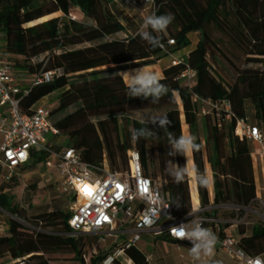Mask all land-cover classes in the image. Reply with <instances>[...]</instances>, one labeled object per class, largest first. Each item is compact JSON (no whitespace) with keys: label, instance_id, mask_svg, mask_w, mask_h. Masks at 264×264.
Returning a JSON list of instances; mask_svg holds the SVG:
<instances>
[{"label":"trees","instance_id":"trees-1","mask_svg":"<svg viewBox=\"0 0 264 264\" xmlns=\"http://www.w3.org/2000/svg\"><path fill=\"white\" fill-rule=\"evenodd\" d=\"M115 1L0 0V34L14 67L28 76L56 69H64L66 73L50 84L34 87L22 99L21 112L30 113L44 97L62 92L57 97L58 107L51 111L52 118L71 107L76 109L52 121L61 135L66 136L64 146L56 151L64 147L80 151L83 163L92 167H102L107 154L110 168L124 171L129 165L128 151L137 150L144 175L152 180L162 179L160 184L153 182L160 186L179 220L192 212L188 174L176 183L166 173L169 147L163 129L148 124L160 137L132 140V130L142 127V121L132 119L129 114L144 111L167 114L171 121L168 130L177 136L184 132V119L201 144L199 151L190 153L189 161L193 171L195 167L193 197L198 203V190L203 214L211 217L217 212L213 208L224 205L250 206L256 199L251 151L248 140L235 135V128L238 120H247L250 104L256 126L264 132V69L244 67L246 64L264 67V0H153L155 14L171 13L175 17L160 34L166 52L160 46L152 48L138 33L116 38L125 32V27L111 9ZM72 9L78 10L86 22L69 18ZM55 14L62 16L50 20L47 17ZM191 34L197 36L195 49L181 63L163 70L162 83L168 86L167 95L158 104L142 97L129 98L118 72L156 65L190 47ZM170 40L175 44L168 46ZM42 56L46 58L31 66L33 59ZM187 65L196 72L192 87L181 79ZM195 97L229 104L231 118L227 120L224 111L219 116L213 111L202 114L203 106ZM47 157L44 150L34 152L27 166H42ZM169 159L180 166L187 163L180 155ZM207 164L213 178L212 200L208 185L203 186L195 179L197 173L207 174ZM18 185L15 177L12 183L0 187V209L17 218L9 219L8 235L0 238L1 255L28 258L27 264L35 261V264H55L45 257L57 254L73 255L61 264H102L108 259L110 254L84 258L87 246L83 243L84 236L73 237L68 223L71 212L28 216L29 208H21L9 191ZM5 190L8 192L4 193ZM45 227L52 229L50 233ZM247 243V239H242L238 246L244 249ZM125 254L133 264H149L146 255L135 246L126 248ZM110 264L120 262L114 259Z\"/></svg>","mask_w":264,"mask_h":264},{"label":"built area","instance_id":"built-area-1","mask_svg":"<svg viewBox=\"0 0 264 264\" xmlns=\"http://www.w3.org/2000/svg\"><path fill=\"white\" fill-rule=\"evenodd\" d=\"M141 1L153 6V0ZM174 44L173 40L168 42V46ZM160 47L166 52L165 45L161 44ZM182 61L174 60L173 64L177 65ZM65 75L64 69L25 75L14 67L5 44L0 45V174L3 181L7 184L12 183L15 177H19L20 171L30 163L32 154L44 150L48 157L43 166L47 170H55L64 189L70 190L74 197L68 222L73 236L98 234L104 231H108L110 236L119 225L132 223L136 230L135 236L115 252L116 257H126L125 249L135 246L143 232H151L155 236L165 235L174 241L191 244L188 240L175 239L170 233V228L191 220L205 226L213 220L203 216L196 217L194 213L183 220L175 218L171 204L163 196L160 186L144 175L137 150L128 151L129 165L124 171L108 170L105 165L106 159L102 167H92L83 163L80 151L64 148L57 152L53 149V142L47 137L51 134L57 139L61 133L52 122L50 110L38 106L32 108L30 113L21 112L22 99L34 87L50 84ZM181 79L192 87L196 81V72L187 65ZM194 100L202 104V114L213 111L219 116L218 114L224 111L228 114L226 119L231 118L229 104H215L211 100L198 97ZM235 135L240 140L246 139L257 143L260 156L264 158V132L258 126L250 125L247 120H238ZM86 186L90 187V195L84 190ZM152 207H158L161 212L155 223L148 226L144 219ZM121 213L123 218L119 220ZM10 218L17 220L16 217L10 216L8 219ZM8 232L9 226L0 223V238L7 236ZM220 246L227 254L236 257L241 264H249L256 258L248 256L231 238L221 240ZM27 259H13L10 255L0 254V264H27ZM108 260L112 262L114 258L109 256Z\"/></svg>","mask_w":264,"mask_h":264},{"label":"crops","instance_id":"crops-1","mask_svg":"<svg viewBox=\"0 0 264 264\" xmlns=\"http://www.w3.org/2000/svg\"><path fill=\"white\" fill-rule=\"evenodd\" d=\"M120 1H126V2L132 3L133 5H137V6L147 5L146 3H143L141 0H136V2L132 0H116L112 4L111 9L113 13L115 14V16L122 23L123 26L124 24L122 20L119 18V16L115 12V9L119 6L118 3ZM138 32L131 33L125 27V32L118 34L116 38L124 39L128 35H135ZM122 34H125V35L121 37L120 35ZM192 36L196 38L195 42L192 41L191 39ZM189 38L191 41L190 47L180 52H177L173 55L168 56L167 58L159 61L156 65L149 66L146 68L150 70H154L155 72L163 76V70L166 67L172 65L174 60H185L188 57L189 53L195 49L197 42H198L197 36L195 34H191L189 35ZM1 44H5V41L3 39V36L0 34V45ZM249 105L247 107L248 122L250 120L248 118ZM253 114H254V111H253ZM248 143L250 146L251 158L253 162L255 186H256V199L253 201V203L250 206L246 208H240V207L231 206V205H224V206L213 208L217 210V212L213 214L211 217H208L212 219L213 222L206 224L204 227L211 228L212 231L218 237V241L214 249V254L211 257L202 258V261H194L189 254V248L192 247L191 244H188L186 242H177V241L174 243H170L168 241H165L166 239H170L169 237L165 235L155 236L151 232H143L141 234V239L135 244V247H137L141 252H143L146 255L149 264H241L236 257L229 255L225 251L222 250L220 246V241L225 238H231L235 240L237 243L241 241L242 239H247L248 243L245 245L243 249L245 253L250 257L259 256L262 260H264V158L260 156L259 146L257 143L253 141H248ZM192 159H193V156H192ZM186 160L188 161V154H187ZM42 167L44 166L42 165ZM24 168H23L24 170L22 169L20 172L18 181L20 180V177L22 175L26 173H30L36 167L29 168V166H25ZM206 170H207V176L210 178V183L208 184V191H209L210 199L212 200L213 195H214L213 178H212V173H211V170L208 164L206 165ZM47 171L51 172L52 170H47ZM194 171H195V167H194ZM3 184L7 185V183L3 181L0 187ZM19 188L20 186L18 185L17 187L10 189L9 191L11 192V194L14 195L13 191ZM6 192L8 191L5 190L4 193ZM0 194H1V189H0ZM196 194H197L198 203L196 202V200L191 194V200H192V212L191 213H194L196 217H202V216L206 217L203 214L204 210L201 208L198 190ZM15 201H16V198H15ZM20 207L25 209V207L23 206H20ZM35 215L37 214H30L28 212V216H35ZM5 225L9 226V219H8V222L5 223ZM135 233H136L135 226L132 223H127L124 226L119 225L117 230L112 235H110V237L113 238V243L115 244L114 250L117 251L119 248L129 243L134 238ZM98 235L100 236V239L98 240V242H106L108 239L107 237L109 236L108 231L98 233ZM255 235H257L256 238H254ZM101 239H104V241H101ZM146 243H147V246L152 245L151 243L154 244L155 248H157L159 251V254H160L159 257L156 258L155 256L147 255L144 251L140 249L139 247L140 244H146ZM164 245L170 246L172 250H170V252L167 253ZM106 251H107L106 254L113 252L112 247L110 251L108 250ZM94 254L96 253L94 252Z\"/></svg>","mask_w":264,"mask_h":264},{"label":"rangeland","instance_id":"rangeland-1","mask_svg":"<svg viewBox=\"0 0 264 264\" xmlns=\"http://www.w3.org/2000/svg\"><path fill=\"white\" fill-rule=\"evenodd\" d=\"M119 6L115 9V12L119 16V18L122 20L124 26L128 31L131 33L138 32L141 29V25L143 22V18L146 17L147 15L153 14L154 13V8L150 4L147 5H133L132 3L126 2V1H120ZM62 14H55L51 16H47L50 19L61 17ZM76 18L75 20L80 21V22H86L85 18L83 15L76 9H72L69 18ZM48 21V20H47ZM46 22V21H45ZM44 23V22H41ZM41 23H36L41 24ZM29 27V26H28ZM125 34L120 35L123 37ZM192 41H196V38L192 36ZM46 57L42 56L40 58L33 59L30 64L31 66H35L42 62ZM245 68H258V69H264V67L258 66V65H252V64H246L244 66ZM184 84H187L184 82ZM62 92H56L51 95H48L41 99L35 107L38 106H44L46 109L53 111L58 107V96L61 95ZM76 107H71L69 110H67L65 113H60L59 116L53 117L52 121L58 120L60 117H62L65 114L72 113L75 111ZM157 113L151 112V111H144V112H134L129 114V116L138 121H142L146 117H151L155 116ZM248 118L249 124L250 125H256V122L254 120V114H253V107L252 105H249L248 109ZM183 122V131L184 133H188L189 127L186 126L184 119L182 120ZM47 139L49 141L54 140L55 138L50 134L48 135ZM66 141V136L61 135L59 138H57L53 142V149L59 148L61 146H64V143ZM65 148V147H64ZM63 148V149H64ZM62 149V150H63ZM189 155L188 153V161L186 163L187 170H188V179L191 181L190 182V189H191V194L193 196V186H194V171H193V164L192 162L189 161ZM104 159H106L105 165L108 170L113 171L110 168L109 161L107 158V154L105 155ZM118 172L122 171V169L116 170ZM157 184H160L162 182L161 178L158 179H153ZM3 182V176L0 174V185ZM19 186L20 188L17 190H14V195L16 198V203L19 204L20 206L27 207L29 206V213L30 214H40V213H46V212H54V211H68L71 212V208L74 204V197L71 193L70 190H65L62 181L60 180L59 175L52 170L51 172H48L44 167L38 166L34 168L30 173H26L20 177L19 180ZM9 214L5 211H0V223L5 224L8 222ZM123 218V214L121 213L119 216V220ZM23 221V220H22ZM24 223H27L26 221H23ZM46 232H49L52 230L49 227L44 228ZM79 236H84L83 243L85 244L84 246H87L86 251H85V256L86 260H89L91 257V254L96 253L95 255H105L107 253L106 250L110 251L112 247L111 253H109L114 259L118 260L120 264H133L132 262L129 261L127 257H116L114 250V243H113V238L108 236L106 242H98L100 239V236L98 234H91V235H77L73 236L75 238H78ZM152 245L147 246L146 244H140V249L144 251L147 255H152L155 256L156 258L159 257V251L157 248H155L154 244L151 243ZM165 250L167 253L172 250L170 246L164 245ZM118 249V248H117ZM106 251V252H105ZM73 255L69 254H57V255H46V259L52 260L55 262V264H61L64 262H67L66 259L72 258ZM110 264V260H106L102 264ZM33 262V264H35ZM74 264H79V263H74Z\"/></svg>","mask_w":264,"mask_h":264},{"label":"clouds","instance_id":"clouds-1","mask_svg":"<svg viewBox=\"0 0 264 264\" xmlns=\"http://www.w3.org/2000/svg\"><path fill=\"white\" fill-rule=\"evenodd\" d=\"M174 19L175 17L171 13L147 15L143 18L138 35L152 48L159 47L161 46L160 34L167 30ZM118 73L125 82L129 98L142 97L150 99L152 104H158L168 93V86L162 83L165 78L154 70L139 67ZM120 116L121 113L116 118L119 119ZM148 124L158 126L163 129V132H167L169 150L166 153L168 160L166 161L165 171L176 183L182 182L188 174L186 164L180 166L178 163H174L172 159H169V157L174 158L180 155L186 158L188 153L199 151L201 144L197 143V137L190 132H182L179 136L175 135L174 132H170L168 127L171 121L167 114H163L146 117L142 122V127L132 130L131 138L133 141L138 142L141 139H158L160 137L156 131L148 127ZM195 179L203 186H207L210 183V178L207 174L197 173ZM160 212L161 209L158 207L150 208L145 216L144 223L148 226L154 224ZM170 233L175 239L191 242L192 247L189 248V254L194 261H202V258L211 257L214 254L218 237L211 228L204 227L200 222L191 220L188 223H182L178 227L170 228ZM249 264H264V260L258 256L251 260Z\"/></svg>","mask_w":264,"mask_h":264},{"label":"snow or ice","instance_id":"snow-or-ice-1","mask_svg":"<svg viewBox=\"0 0 264 264\" xmlns=\"http://www.w3.org/2000/svg\"><path fill=\"white\" fill-rule=\"evenodd\" d=\"M84 190H85L86 194H89V195L91 194L90 187L86 186Z\"/></svg>","mask_w":264,"mask_h":264}]
</instances>
